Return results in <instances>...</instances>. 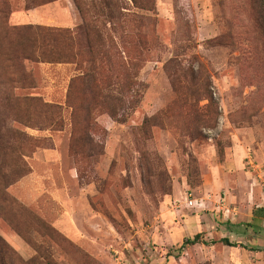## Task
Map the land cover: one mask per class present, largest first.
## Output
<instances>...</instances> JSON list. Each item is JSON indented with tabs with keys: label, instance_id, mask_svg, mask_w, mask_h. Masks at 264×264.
<instances>
[{
	"label": "rangeland",
	"instance_id": "obj_1",
	"mask_svg": "<svg viewBox=\"0 0 264 264\" xmlns=\"http://www.w3.org/2000/svg\"><path fill=\"white\" fill-rule=\"evenodd\" d=\"M8 1L10 23L73 32L95 20L104 37L13 68L0 12V264H264V0ZM103 48L128 76L75 143L86 113L73 136L68 95L91 101L77 62ZM187 191L203 200L189 206ZM197 233L204 242L184 243Z\"/></svg>",
	"mask_w": 264,
	"mask_h": 264
},
{
	"label": "trees",
	"instance_id": "obj_2",
	"mask_svg": "<svg viewBox=\"0 0 264 264\" xmlns=\"http://www.w3.org/2000/svg\"><path fill=\"white\" fill-rule=\"evenodd\" d=\"M33 1L34 0H28L29 5H31L29 7L53 0H42L38 4L37 2L36 4L32 3ZM0 2L2 37L3 41L9 46L10 51L7 53V59L11 60V63H13V68H20V64L24 59H36L38 56H43L44 59L51 62L68 61L70 60V53L66 50V48H69L70 51L72 45L76 44L79 36H84L85 42L91 52L94 49V37L98 39L99 37H101L100 39L104 37L103 34L98 31L99 26L95 20H89L88 22H85L78 28L77 31L74 30L73 32H71L69 29H62L48 25H33L31 23L18 25L10 23L9 18L11 17V7L9 5V1L0 0ZM133 2L139 7L149 8L151 0H133ZM105 3L107 6H109L108 0H106ZM110 17L113 20L112 12H110ZM143 37H145V35L142 36V34H140V36H133L136 46L135 50L139 55V61L132 65L133 69L136 71L140 67V62L145 59L144 55L146 50H143V45L140 44L141 41H143ZM26 42L29 43V49L23 46ZM60 44L65 47H61ZM100 45L102 44L100 43ZM95 52L102 53L103 58L101 57V59L98 60L94 55L91 54L88 59L77 62H80L79 64L81 65H83V62L86 64V67L83 66V76L78 78L80 83L79 90L81 94L89 96L91 101L85 104H74L70 101V97L68 95V103L73 107V136L77 130L75 127L78 123L75 117V112L78 110H84L86 113V117H84L82 120L83 124H80L81 126L78 129L79 133L74 136L75 143H77V141H81L83 134H88L90 129L94 126V119L91 117V115H93L92 107H101L104 104H107L111 98H113V94L111 92L107 93L105 89L110 90L112 85H121L126 76H128L126 63L119 61L118 67L123 69V71L122 73H115L113 64L109 60L106 50L103 48L98 49ZM124 52L128 54V57H130L129 55L132 52V47L125 46ZM76 56H79V53H76ZM129 64L132 63L129 62ZM136 71L133 72V74L131 72V74L136 76ZM121 76L125 77L121 78ZM104 78H107L106 80L109 79V83L105 86V88H103L101 85V82ZM114 79L116 80L115 82ZM7 98V100L10 102H18L22 99L28 104L35 102L38 110L41 113H44V115L47 117L61 116V106L57 103L46 102L41 96H21L15 95L14 93H9ZM110 113L114 116L116 115V113L112 110H110ZM47 117L46 119H48ZM81 130L83 132H81ZM23 141L25 144L30 142L27 138H23ZM9 147L13 148L11 151H13L14 148H17V146L12 143H9ZM222 241L232 246L239 245L238 243L231 242L228 238H222ZM0 242H3L2 238H0ZM198 242H204L200 233H197L194 237L187 238L184 241L185 244H196Z\"/></svg>",
	"mask_w": 264,
	"mask_h": 264
},
{
	"label": "built area",
	"instance_id": "obj_3",
	"mask_svg": "<svg viewBox=\"0 0 264 264\" xmlns=\"http://www.w3.org/2000/svg\"><path fill=\"white\" fill-rule=\"evenodd\" d=\"M202 200H203L202 198L196 197L192 191L186 192V203L189 206H196ZM228 209L230 210V208H228Z\"/></svg>",
	"mask_w": 264,
	"mask_h": 264
},
{
	"label": "crops",
	"instance_id": "obj_4",
	"mask_svg": "<svg viewBox=\"0 0 264 264\" xmlns=\"http://www.w3.org/2000/svg\"><path fill=\"white\" fill-rule=\"evenodd\" d=\"M225 238H226V237H225ZM228 239H229V238H228ZM229 240H230V239H229ZM230 241H231V240H230ZM231 242H232V241H231ZM233 243H236V242H233ZM231 246H232V245H231ZM233 247H236V246H233ZM18 251H19V249H18ZM22 251H24V250H21V252H22Z\"/></svg>",
	"mask_w": 264,
	"mask_h": 264
}]
</instances>
